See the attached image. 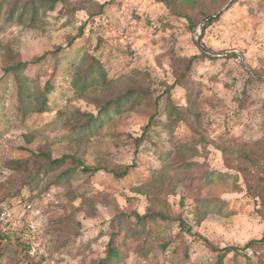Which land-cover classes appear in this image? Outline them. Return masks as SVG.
Instances as JSON below:
<instances>
[{"label": "rangeland", "instance_id": "374dc122", "mask_svg": "<svg viewBox=\"0 0 264 264\" xmlns=\"http://www.w3.org/2000/svg\"><path fill=\"white\" fill-rule=\"evenodd\" d=\"M70 1L79 2L81 9L68 15L60 12L59 3L38 22L8 20L7 5L0 13V212H9L0 264H98L107 255L113 219L121 211H162L172 219L151 221L149 237L129 234L116 264H211L218 249L243 248L264 237V202L248 193L238 169L239 156L222 148L264 138V0H238L232 6L235 0H228L221 7L231 2L223 14L202 31V44L216 53H209L215 59L197 60L192 71L207 143L196 144V134L183 123L172 139L163 131L153 137L158 145L142 146L137 167L123 179L106 170L91 177L77 172L52 191H42L46 181L41 182L34 202L10 197L34 167L30 164L27 172L11 163L27 161L33 150L44 148L54 157L78 154L90 165L99 160L108 166L132 162V137L141 134L154 111L141 99L131 100L122 113L112 112L90 142L67 141L65 121L75 110H96L71 86L75 67L87 52L100 58L109 78L122 85L149 74L156 95L176 81L181 59L201 54L198 36L204 20L191 30L186 18L162 0ZM96 3L106 5L103 13L92 17ZM227 55L232 56L223 57ZM17 59L29 62L26 72L39 89L48 80L55 85L51 109L26 119L18 113L16 82L4 69ZM186 83L195 87V82ZM171 94L176 103H185V90L176 88ZM171 140L194 146L195 151L187 150L196 153L189 162L201 166L188 173L172 170L175 186L153 183L149 193L135 191L162 166L158 154L172 147ZM204 173L210 176L208 181L194 180ZM205 198L214 201L207 204L214 212L204 207ZM32 217L34 231L28 226ZM182 222L191 231L183 230ZM76 231L81 236L75 237ZM71 238L75 239L71 245L64 246ZM164 241H171L166 250L161 247ZM183 246L188 247L189 258ZM239 250L228 253L225 264H264V254L259 258L250 249Z\"/></svg>", "mask_w": 264, "mask_h": 264}, {"label": "trees", "instance_id": "16d2710c", "mask_svg": "<svg viewBox=\"0 0 264 264\" xmlns=\"http://www.w3.org/2000/svg\"><path fill=\"white\" fill-rule=\"evenodd\" d=\"M174 13L183 16L188 21V27L193 30L199 27L201 21L213 16L221 9L228 0H162ZM238 0L232 2L231 6ZM61 4L60 12L72 15L80 10L79 2L71 3L70 0H0V13L5 5L8 6V20H19L24 22L28 19L32 22H38L46 13L54 11L58 4ZM96 10H90V15L94 17L104 11L106 3H96ZM87 22L81 27L80 34L85 30ZM211 25V23L209 24ZM202 38V37H201ZM205 46V45H204ZM210 49V48H209ZM201 54L188 58H183L177 65L178 78L173 84L166 86L163 92L156 95L149 74L134 77L133 82H126L110 79L103 62L87 52L83 61L75 67V75L71 81V86L78 96L85 97L95 104V111L75 110L73 116L65 121V127L68 131V142H90L92 137L99 134L105 119L111 116L112 112L122 113L129 109L131 100L141 99L151 105L154 111L149 115L147 123L142 127L139 136L132 137L134 146V158L131 163L108 166L102 160L95 164H87L86 160L78 154H64L54 157L48 150L40 148L33 150L31 158L27 161L19 160L12 162L11 167L28 172V166L34 167L27 178L23 181L17 190L10 193V197H19L21 203L29 200L34 202L38 196V186L46 181L42 191H52L53 187L70 181L77 172H82L91 177L101 170H106L117 179H123L131 170L137 167V157L142 153V146L147 144L158 145L153 137L160 135L163 131L171 134L183 123L187 124L196 134L194 141L197 143H207V135L202 131V122L200 112L197 110L199 101L198 83L192 78V71L197 60L205 58L215 59V56L207 53L200 48ZM227 55L223 57H231ZM45 55L33 60L37 63ZM236 57V56H235ZM29 62L21 59L15 60L4 69L6 75H12L18 94L17 109L22 119H26L33 112H46L51 109L50 95L55 90V85L48 80L43 90L33 84L32 79L27 74ZM185 81V82H183ZM195 82V87L186 82ZM1 82V78H0ZM33 84V85H32ZM176 88L185 90L186 98L184 104L176 103L172 98V91ZM98 91V93L96 92ZM97 133V134H96ZM172 147L163 149L158 154V159L162 162L160 168L152 170V176L147 183L137 186L134 190L140 193H149V187L153 183L160 186L169 184L175 186L176 175L171 172L174 169L180 173H188L198 169L201 165L197 162H189V158L196 155L195 147L185 143H174ZM193 148L192 154L187 150ZM225 152L239 156L240 165L238 169L243 173L248 187V193L255 199L264 202V138L257 141L243 144L235 143V146H222ZM164 153V154H163ZM190 155V156H189ZM195 166V167H194ZM206 173V172H205ZM194 178L198 183L209 180L210 176L206 174ZM203 205L210 213L215 210L207 204L212 203L210 198L203 199ZM172 217L162 211H149L141 214L137 211H121L115 216L114 225L107 243V255L99 261L98 264H116L123 257V249L126 246V240L129 234L146 237L150 236L151 230L148 225L151 221H169ZM182 229L191 231L190 226L182 222ZM77 232V231H76ZM81 236L79 231L75 234ZM73 238L65 242L64 246L69 247ZM163 249H168L171 241L161 242ZM185 257L189 258L188 247L183 246ZM239 249H250L259 258L264 254V237L249 241L243 248L238 246H227L218 249L216 259L211 264H225V258L232 251ZM217 251V250H216Z\"/></svg>", "mask_w": 264, "mask_h": 264}, {"label": "built area", "instance_id": "2783aa9c", "mask_svg": "<svg viewBox=\"0 0 264 264\" xmlns=\"http://www.w3.org/2000/svg\"><path fill=\"white\" fill-rule=\"evenodd\" d=\"M39 214V211L37 210V215ZM9 212L4 209L0 212V241L5 240L8 235V225H9ZM28 226L31 229V231H34L36 227V221L35 218H29L28 220Z\"/></svg>", "mask_w": 264, "mask_h": 264}, {"label": "water", "instance_id": "95a60500", "mask_svg": "<svg viewBox=\"0 0 264 264\" xmlns=\"http://www.w3.org/2000/svg\"><path fill=\"white\" fill-rule=\"evenodd\" d=\"M233 0H231V2H232ZM230 2V3H231ZM229 3V4H230ZM229 4L227 5V6H225L223 9H221L217 14H215V15H213V16H210V17H208V18H206L205 20H204V22L201 24V26H200V33H199V36H198V44L201 46V48H203L207 53H210V54H216L215 52H212V51H209L203 44H202V42H201V34H202V31L204 30V27L208 24V23H210L211 21H213V20H215V19H217V18H219L222 14H223V12L226 10V8L229 6ZM228 53V52H227ZM230 53H235V52H230Z\"/></svg>", "mask_w": 264, "mask_h": 264}]
</instances>
